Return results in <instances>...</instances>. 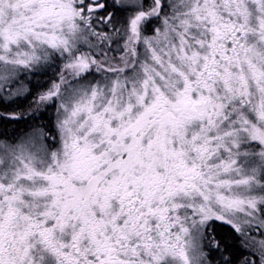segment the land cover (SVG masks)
<instances>
[{
    "label": "snow or ice",
    "instance_id": "1",
    "mask_svg": "<svg viewBox=\"0 0 264 264\" xmlns=\"http://www.w3.org/2000/svg\"><path fill=\"white\" fill-rule=\"evenodd\" d=\"M0 264H264V0H0Z\"/></svg>",
    "mask_w": 264,
    "mask_h": 264
}]
</instances>
